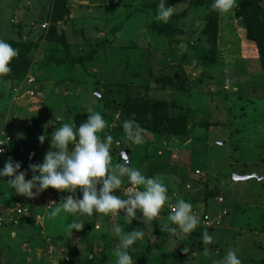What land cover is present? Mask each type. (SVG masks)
Here are the masks:
<instances>
[{
  "label": "rangeland",
  "instance_id": "rangeland-1",
  "mask_svg": "<svg viewBox=\"0 0 264 264\" xmlns=\"http://www.w3.org/2000/svg\"><path fill=\"white\" fill-rule=\"evenodd\" d=\"M55 2L0 0V39L20 52L17 46L27 47L31 59L25 73L0 77V169L9 158L21 162V170L42 163L52 150L53 131L64 123L79 127L98 111L108 125L105 133L113 136V164L122 163L120 154L128 150L130 166L162 178L169 199L150 221L139 210L130 224L123 210L118 217L84 214L82 230L70 234L72 215L61 211L52 217L48 206L68 195L79 199V192L49 188L30 199L0 183V264H116L117 223L125 231L144 232L129 250L134 262L216 264L235 249L242 264H264V182L233 180L264 177V69L237 17L240 0L227 14L217 10L212 61L201 31L216 11L213 0H167L175 7L167 23L156 19L159 0H63L58 7ZM62 6L68 16L61 19L55 11ZM71 58L82 63L71 66ZM60 59L67 65L57 66ZM141 98L178 109L183 133L146 132L141 145L116 133L122 107ZM42 133L48 137L43 145L37 140ZM129 186L124 178L116 194L126 198ZM207 188L214 191L210 198ZM179 199L191 203L200 220L191 234L165 230L176 227L168 216ZM204 231L213 236L212 244L203 243Z\"/></svg>",
  "mask_w": 264,
  "mask_h": 264
},
{
  "label": "clouds",
  "instance_id": "clouds-1",
  "mask_svg": "<svg viewBox=\"0 0 264 264\" xmlns=\"http://www.w3.org/2000/svg\"><path fill=\"white\" fill-rule=\"evenodd\" d=\"M236 6L237 0H213L212 5L214 9L225 14ZM174 9L175 7L167 4V0H159L156 19L167 23L174 14ZM18 56V49L0 39V77L12 72L11 62ZM107 127L106 120L98 111L88 115L79 127L73 122L64 123L52 132V150L44 155L42 163H30L28 170H21V162L9 158L0 169V183L10 185L15 194L30 199L49 188L72 194L79 192V199L68 195L59 205L53 201L48 206L52 217L61 211L72 215L71 223L67 224L70 234L73 230H82L84 223L79 217L84 214L92 216L94 213H103L118 217L123 210L126 222L130 224L137 218L139 210L145 222L152 220L167 203L168 188L162 178L146 176L139 168L130 166V158L126 152L120 154L122 163L113 164L110 154L113 136L105 133ZM122 128L127 141L135 145L144 143L147 130L140 126L134 116L125 119ZM46 139L48 137L45 133L37 137L41 145ZM0 145H4L3 141H0ZM3 151L4 148L0 147V153ZM34 155L29 154V160ZM28 171L32 173L30 179H26ZM5 177L8 178L6 182L3 180ZM124 178H127L130 186L126 188V198H121L116 192L124 183ZM219 203H222V199ZM168 220L176 227H164L173 235L177 230L191 234L200 223L193 212L192 204L183 199L175 203ZM114 231L119 238V245L114 250L116 264H135L129 250L143 239L144 232L125 231L119 223L114 226ZM202 241L205 245H210L213 243V236L204 231ZM184 251L188 250L185 248ZM208 254V249L205 248L204 255ZM216 264H242V261L235 249H229Z\"/></svg>",
  "mask_w": 264,
  "mask_h": 264
},
{
  "label": "trees",
  "instance_id": "trees-1",
  "mask_svg": "<svg viewBox=\"0 0 264 264\" xmlns=\"http://www.w3.org/2000/svg\"><path fill=\"white\" fill-rule=\"evenodd\" d=\"M55 1V6L57 7L58 5H61L63 3V0ZM56 13L61 19L64 18V16H68V10L63 6L61 7V10L58 9L57 11H55V14ZM217 17V10L214 13L207 15L201 31L202 36L206 38L208 44L211 46V56L207 59V61L213 60V53L216 51L215 26L217 24ZM237 17L242 18L243 26L246 30V37L250 41L255 43L259 61L264 69V0H240V9L237 12ZM49 35L53 36V33L51 32ZM56 39L58 42L64 43L62 38L56 37ZM12 46L16 48L14 43L12 44ZM17 47L21 49V52L19 51V56L17 58H14L11 62L10 66L12 68V72L2 78H16L19 74L25 73L29 68V65L31 63V59L27 57L29 49L24 46ZM65 51L66 53L68 52L67 50ZM55 62L57 66H61L62 64L64 65L68 63L67 59H60L56 60ZM76 62L81 64L82 59L76 60L75 58H71V61H69V63L72 64L71 66H73ZM127 102L128 100L125 103ZM168 106L169 105H167V103L164 101L158 102L155 105H151L145 102L143 98H141V100H139L136 104L127 103V105L122 107V113L116 120V133H124L122 128V122L125 119L134 116L140 126L147 130L146 132L153 133L156 136L161 135L164 132L173 135H181L184 129V119L175 114L178 113V109L175 110L174 107L172 108ZM167 110L172 111L174 116H170L169 114L171 112ZM205 192L206 198H210L214 195V191H212L211 189L207 188ZM135 264H144V261L142 259H138L135 261Z\"/></svg>",
  "mask_w": 264,
  "mask_h": 264
},
{
  "label": "water",
  "instance_id": "water-1",
  "mask_svg": "<svg viewBox=\"0 0 264 264\" xmlns=\"http://www.w3.org/2000/svg\"><path fill=\"white\" fill-rule=\"evenodd\" d=\"M123 152H126V154L128 155V150H123ZM253 178L257 179L259 182H262V181L264 182V177L259 178L257 175H251V176H236V175H234L233 176L234 181H244L247 183L249 180H251Z\"/></svg>",
  "mask_w": 264,
  "mask_h": 264
},
{
  "label": "built area",
  "instance_id": "built-area-1",
  "mask_svg": "<svg viewBox=\"0 0 264 264\" xmlns=\"http://www.w3.org/2000/svg\"><path fill=\"white\" fill-rule=\"evenodd\" d=\"M46 27H47V24H44V25L41 26V28H43V29L46 28ZM7 140H8V139H7ZM4 152H5V150L3 151V153H4ZM0 154H2V153H0ZM219 200L221 201V198H220ZM172 209H173V206H170V207H169L170 212H172ZM18 212L20 213L21 210L18 209Z\"/></svg>",
  "mask_w": 264,
  "mask_h": 264
}]
</instances>
